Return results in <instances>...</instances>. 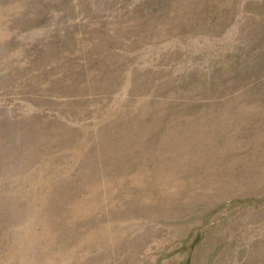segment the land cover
Listing matches in <instances>:
<instances>
[{"label": "rangeland", "instance_id": "1", "mask_svg": "<svg viewBox=\"0 0 264 264\" xmlns=\"http://www.w3.org/2000/svg\"><path fill=\"white\" fill-rule=\"evenodd\" d=\"M0 264H264V0H0Z\"/></svg>", "mask_w": 264, "mask_h": 264}]
</instances>
